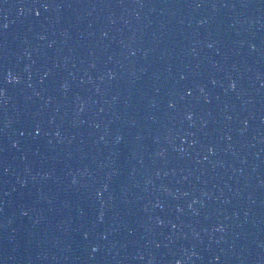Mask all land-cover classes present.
I'll list each match as a JSON object with an SVG mask.
<instances>
[{
  "label": "water",
  "instance_id": "water-1",
  "mask_svg": "<svg viewBox=\"0 0 264 264\" xmlns=\"http://www.w3.org/2000/svg\"><path fill=\"white\" fill-rule=\"evenodd\" d=\"M0 264H264V0H0Z\"/></svg>",
  "mask_w": 264,
  "mask_h": 264
}]
</instances>
